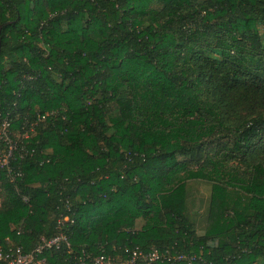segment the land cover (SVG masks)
<instances>
[{
	"label": "trees",
	"instance_id": "obj_1",
	"mask_svg": "<svg viewBox=\"0 0 264 264\" xmlns=\"http://www.w3.org/2000/svg\"><path fill=\"white\" fill-rule=\"evenodd\" d=\"M4 121L0 244L264 264V0H0Z\"/></svg>",
	"mask_w": 264,
	"mask_h": 264
},
{
	"label": "built area",
	"instance_id": "obj_2",
	"mask_svg": "<svg viewBox=\"0 0 264 264\" xmlns=\"http://www.w3.org/2000/svg\"><path fill=\"white\" fill-rule=\"evenodd\" d=\"M8 122L4 121L0 126V140L3 141L7 147L6 151L0 152V171H6L7 176L11 178L12 170L10 162L14 157L16 151V144L9 137ZM27 136H25L26 138ZM13 180V179H12ZM22 201L27 204L28 198L22 197ZM70 211V206L67 207ZM65 223H73V220L68 217H63L58 220V226L61 228ZM62 244L68 245V238L65 233L61 232L56 237L51 239L41 238L38 244L29 251H24L21 246L15 245L8 239L4 244H0V264H46L43 255L50 250H58ZM126 255L121 264H136L137 262L143 264H154L159 261H173L186 262L192 264L194 257L184 254L170 255L167 251L165 253L157 250H152L147 253L135 249H124ZM85 259L90 264H115V259L109 255L101 254L97 257L82 256L79 259L80 264H85Z\"/></svg>",
	"mask_w": 264,
	"mask_h": 264
},
{
	"label": "rangeland",
	"instance_id": "obj_3",
	"mask_svg": "<svg viewBox=\"0 0 264 264\" xmlns=\"http://www.w3.org/2000/svg\"><path fill=\"white\" fill-rule=\"evenodd\" d=\"M192 200H190V215H193V221L195 223L197 231H201L204 228L205 212L207 208L209 185L203 182H192ZM190 188V189H191ZM201 201V203H199ZM143 221L140 219L137 221V229L142 225Z\"/></svg>",
	"mask_w": 264,
	"mask_h": 264
}]
</instances>
